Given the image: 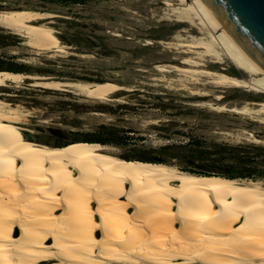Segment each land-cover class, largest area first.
I'll use <instances>...</instances> for the list:
<instances>
[{
    "label": "bare ground",
    "instance_id": "obj_1",
    "mask_svg": "<svg viewBox=\"0 0 264 264\" xmlns=\"http://www.w3.org/2000/svg\"><path fill=\"white\" fill-rule=\"evenodd\" d=\"M176 1V25L186 27L172 42H158L165 51L154 65L152 86L186 93L193 107L264 125L262 63L206 0ZM58 18L29 9L0 11V28L23 38L36 56L65 58L69 47L53 26ZM228 63L244 74L234 76ZM5 89L73 94L101 104L138 91L0 71V264H264L262 182L126 160L96 142L39 143L24 127L31 112L12 104L16 95ZM240 90L262 100L229 102L226 92Z\"/></svg>",
    "mask_w": 264,
    "mask_h": 264
},
{
    "label": "rangeland",
    "instance_id": "obj_2",
    "mask_svg": "<svg viewBox=\"0 0 264 264\" xmlns=\"http://www.w3.org/2000/svg\"><path fill=\"white\" fill-rule=\"evenodd\" d=\"M167 1L173 6H167L164 3ZM179 7L176 0H84L80 4L0 0V11L29 9L59 15L53 26L69 47L65 58L36 56L23 46V38L0 28V71L112 82L138 90L116 95L122 102L108 104L73 94L48 95L35 89L2 90L16 95L9 99L12 104L31 112L32 117L28 118L31 123L28 121L24 127L36 134L33 137L37 142L52 146L96 142L106 134V140L111 141L107 145L115 149L118 157L165 160L179 170L184 165L163 155L164 147L188 146L190 142L201 141L212 149L221 144L264 148V125L244 116L193 107L191 104L196 101L186 93L152 86V78L157 76L154 65L165 51L158 42H172L176 32L186 27L176 25L173 8ZM148 41L154 45L145 46ZM19 58H32L36 63H20ZM227 68L234 76L244 74L229 63ZM225 95L229 102L246 98L252 102L262 100L241 90ZM257 157L260 162L264 161V155ZM261 166L264 170V163ZM254 181L264 184V176Z\"/></svg>",
    "mask_w": 264,
    "mask_h": 264
},
{
    "label": "trees",
    "instance_id": "obj_3",
    "mask_svg": "<svg viewBox=\"0 0 264 264\" xmlns=\"http://www.w3.org/2000/svg\"><path fill=\"white\" fill-rule=\"evenodd\" d=\"M61 4H80L84 0H42ZM17 72L18 71H12ZM24 73V72H20ZM105 135V134H104ZM102 135V137L104 136ZM110 137V136H109ZM111 141L102 138L96 143L107 145ZM194 148L195 150H187ZM163 155H168L172 160L181 162L184 166L181 171L206 177H223L228 179L254 180L264 176L262 164L258 155H264V148L227 144L215 145V148H208L201 141H193L188 146H166L162 149ZM127 160V159H126ZM143 162L165 163V160H138Z\"/></svg>",
    "mask_w": 264,
    "mask_h": 264
},
{
    "label": "water",
    "instance_id": "obj_4",
    "mask_svg": "<svg viewBox=\"0 0 264 264\" xmlns=\"http://www.w3.org/2000/svg\"><path fill=\"white\" fill-rule=\"evenodd\" d=\"M264 66V0H206Z\"/></svg>",
    "mask_w": 264,
    "mask_h": 264
},
{
    "label": "flooded vegetation",
    "instance_id": "obj_5",
    "mask_svg": "<svg viewBox=\"0 0 264 264\" xmlns=\"http://www.w3.org/2000/svg\"><path fill=\"white\" fill-rule=\"evenodd\" d=\"M106 137V134L103 136V138H105Z\"/></svg>",
    "mask_w": 264,
    "mask_h": 264
}]
</instances>
